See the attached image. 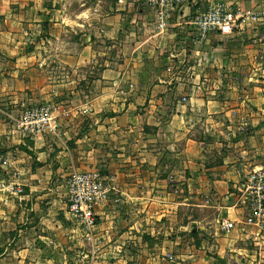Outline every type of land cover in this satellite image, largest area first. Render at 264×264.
I'll use <instances>...</instances> for the list:
<instances>
[{"label":"crops","instance_id":"0c3cea01","mask_svg":"<svg viewBox=\"0 0 264 264\" xmlns=\"http://www.w3.org/2000/svg\"><path fill=\"white\" fill-rule=\"evenodd\" d=\"M218 3L233 11L236 27L229 35L211 31L202 40L198 18ZM156 7L147 0H0V21L6 24L0 28V101H4L0 146L9 149L22 144L40 161V166L22 172L30 180L26 184L30 196L23 204L30 203L28 215L35 223L57 233L73 231V222H77L69 209L66 177L75 170L100 171L107 188L123 203L97 211L99 231L111 253L109 244L115 240L123 253L141 249L139 252L149 255L155 250L142 243V233L154 238L159 221L174 223V208L178 207L168 199H162L167 204L159 205L152 194L155 191L167 193L176 187L196 195L199 202L197 197L211 188L221 220L227 214L229 221L239 223L244 211L245 173L264 169V0H185L171 8L163 31L158 29ZM42 20L48 23L49 37L36 42L54 47L56 66L54 72L48 71V79L52 74L59 78L54 90L46 88V56L36 57L35 69L28 65L30 55L15 50L26 43L13 38L14 33L24 26L39 30ZM107 44L116 48L111 53H117L122 63L132 66L106 69L98 76L92 71L80 72L91 61L115 59L109 50L104 51ZM141 45L147 49L129 59L126 48ZM161 59L187 62L183 76L187 73V79L196 77L201 82L192 98L189 85H185L187 90H180L183 84L178 81L177 87L171 85L179 79L175 71L166 74L146 69L144 64L152 67L154 63V67ZM191 63L197 67L190 75ZM81 79L86 80L85 89L77 85ZM178 92L190 95L187 103L168 97ZM238 94L247 96L246 102L239 104L242 108L232 101L221 103V95ZM51 97L59 104L68 98L71 117L61 118L57 136H28L18 125L21 113L35 103L52 101ZM82 110L88 112L85 132L79 130ZM232 112L244 115L237 120L246 121L252 135L245 137L242 148H236L239 151L213 155L218 148L208 145L205 128L220 126L221 119L233 125L236 118ZM36 179L60 194L52 198L50 193L48 200L37 197L40 186ZM32 195L36 198L31 200ZM186 198L188 202L194 197ZM134 207L142 213L129 216ZM237 227L231 232L234 237L246 238ZM260 255H264L263 248ZM253 257V252L240 250L236 262L254 264Z\"/></svg>","mask_w":264,"mask_h":264},{"label":"rangeland","instance_id":"374dc122","mask_svg":"<svg viewBox=\"0 0 264 264\" xmlns=\"http://www.w3.org/2000/svg\"><path fill=\"white\" fill-rule=\"evenodd\" d=\"M147 2L153 4L150 0H147ZM156 8L159 20L158 29L163 31L167 25L171 8ZM47 24L48 23L43 20L40 21L38 24L39 30H35L34 27L30 28L24 26L25 28L22 27L19 31L14 33L16 36H13V38H19L18 40L22 39L23 42L26 43L21 48H15V50L19 51L21 49L24 53L30 55L32 61L28 63V65L31 64L32 67L35 66V69H37L36 57L40 55L46 56V88L47 90H54L56 86L55 83L59 81V78L52 74V78L48 79V71H53L56 66L52 59L54 47L51 45L41 46L36 42V40L41 42V38L46 39V37H49V27H47ZM4 27L6 28V24L0 21V28L3 29ZM109 45L110 44H107V46H105L106 49H103L105 52L109 50V53L112 54L111 52L116 50V48ZM144 49H147V47L144 48L142 45L141 48L130 46L126 48L125 54L129 55V59H131L136 57L138 52H143ZM116 54L117 53L112 54L115 56L114 60L109 62L106 59L108 63H106L105 60L91 61L81 67L80 72L88 74L92 71L93 76H98L106 69L116 67L117 70L119 66L125 63H122L121 58L117 57ZM169 56L167 58H169ZM153 64L152 67H150L149 63L144 65H148L146 67L148 70L155 68L160 72H166V74H171L174 71L178 73L175 77L179 79L174 80L171 85L177 87L178 84L176 82H181L183 85L180 90H187L185 85H189V88L192 89L191 96L189 95L191 98L193 97V90H196L197 87L200 86V79H196V77L195 79L192 77L187 79V73H185L186 76H183L184 69L186 70L189 66L187 62L176 63L161 59L157 66L153 67ZM125 66L130 67L132 64H125ZM196 67V63L190 64V75L192 72H196ZM68 72L69 70L65 71L66 74ZM7 81H9V79H7ZM31 81H33L35 86L37 85L36 80L33 79ZM78 82L77 85L79 89H85L86 80L82 81L81 79ZM113 86L116 87V85ZM126 86L132 88L133 85L128 84ZM189 96H181L179 92L168 95L171 100L177 98V102L179 101L181 103H187ZM246 97L247 96L241 94L220 96L222 100L224 99L221 103H229L232 101V104H238V106L240 103L246 102ZM66 99L67 100L63 103L59 104L55 101L54 97H51L52 101H47L44 104L35 103L32 107H39L41 105L50 106L53 118L61 125V118L67 119L71 117V112L68 109L70 104L66 103L68 98ZM217 99L219 100V98ZM2 104H4V101L1 100L0 107L3 106ZM242 107V105L239 106V108ZM87 113V110L84 112L82 110V114L79 117V130L82 132H85V127H87V121L85 119ZM231 114L233 118H236V121H233V125L231 123L226 125V122L221 119L222 123L220 126H207L208 128H205V138H208V140H206L208 145L212 146V148H218L217 151L213 152V155H218V151L225 153L227 150H237V147L242 148L243 146L241 144L244 143L245 137L252 135V129L249 127L248 123L242 119L237 120L240 118L239 116L244 115H238L236 112H232ZM6 117L8 119V115H6ZM20 118L18 121L19 127H21ZM9 119L12 122V119ZM4 125L9 126V123H5ZM55 134L56 136L59 134V129L57 132L50 135ZM255 134L256 133L253 135ZM260 134L262 135V133ZM196 135L198 136L197 133ZM219 136L222 137L221 140H219ZM239 137L240 139H238ZM236 138L238 143L235 142ZM32 165L33 167H38L40 166V161H37V156L22 144L16 147L10 146L9 149L0 146V264H238L236 262V255L240 253V250H245L246 253L253 252L254 264H264V255H260L261 248L264 250V229L246 223V216L249 210L244 198L243 217L240 218L239 223L234 222L235 226L232 230H234L238 224L237 229L244 233L246 238L250 236V238L248 237L247 239L245 237L241 239L243 235L238 238L234 237L236 234H232V230L225 233L227 234L225 236L221 234V222L223 220H228L227 217H229V215L226 214L225 218L221 220L216 210L217 208L214 207L213 204L214 193L211 188H207L203 194L197 197L200 200L199 202L195 199L196 195L189 194L188 190L176 187L166 191L167 193L164 191L152 192L157 198L159 205L168 203L164 200L162 201V199H168L172 203H178V205L174 204L175 207L176 205L178 206L174 208V213H176L174 214V223L171 224V221H167L166 219L159 221L160 224L156 226V235L154 238L150 237L147 232L142 233V243L148 246L151 245L152 248L155 249L151 251L149 255H146V252H139L141 249L137 251L134 249H127L128 251L125 250V253H123L122 247L118 245L116 240L109 244L112 245L110 249L112 250L111 253L108 251L105 238L102 237L101 231H99L100 224L98 223V219L95 228L85 229L84 225L77 218L73 217L76 219L75 221L77 224L72 221L74 229L67 233H62L64 230L57 233L49 226L45 228L43 225H40V222L37 224L31 219V215H28L30 212L28 210L31 209L30 203L23 204V202L27 200L25 197L27 198V196H30L26 191L28 188L26 184L29 183L30 180L28 178L29 175L25 177L22 172H27L26 168L30 169ZM249 171L251 170H248L247 173ZM82 172H98L101 175V172L96 169L89 171L75 170L68 175L66 179L69 180L74 174ZM243 179L242 195L244 197L246 177ZM35 183L40 186L39 193H35L37 197L40 195V197L44 198L43 200H48L46 198H50V193L52 198L57 197L56 194L59 193V190H56L54 187L52 188L50 184L44 185L43 182L38 179H36ZM106 189L108 195L105 199L97 203L95 209L96 216L97 211L104 206L113 205L118 208L123 204L119 195L109 190L107 186ZM186 197L194 198L192 200L189 198L190 200L187 202V200H185L187 199ZM35 198L36 196H33L31 200ZM187 203L190 205L185 206ZM130 210L131 213L129 216L142 213V209L139 207H134ZM30 214L33 215V213ZM54 232H56V234ZM242 263L248 264V262L244 260Z\"/></svg>","mask_w":264,"mask_h":264},{"label":"built area","instance_id":"2783aa9c","mask_svg":"<svg viewBox=\"0 0 264 264\" xmlns=\"http://www.w3.org/2000/svg\"><path fill=\"white\" fill-rule=\"evenodd\" d=\"M185 0H150L161 8H173ZM237 19L232 10L224 3H218L202 14L197 21L201 39H205L211 31H218L222 35H229L236 27ZM20 125L30 137L50 135L60 128L52 116V109L48 105L30 107L21 118ZM67 198L71 214L77 218L85 229H93L97 225L96 205L107 197L104 177L98 172H82L74 174L67 180ZM244 200L249 213L246 223L264 229V170H251L246 174ZM234 222L223 220L221 231L230 232Z\"/></svg>","mask_w":264,"mask_h":264}]
</instances>
